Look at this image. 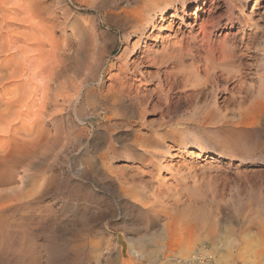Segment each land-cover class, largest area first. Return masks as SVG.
<instances>
[{
    "label": "rangeland",
    "instance_id": "1",
    "mask_svg": "<svg viewBox=\"0 0 264 264\" xmlns=\"http://www.w3.org/2000/svg\"><path fill=\"white\" fill-rule=\"evenodd\" d=\"M196 1L2 4L0 44L18 45L0 46V67L23 50L39 79L0 104V264H264V0H206L194 15ZM205 19L219 50L195 64ZM204 247L212 258L186 259Z\"/></svg>",
    "mask_w": 264,
    "mask_h": 264
},
{
    "label": "bare ground",
    "instance_id": "2",
    "mask_svg": "<svg viewBox=\"0 0 264 264\" xmlns=\"http://www.w3.org/2000/svg\"><path fill=\"white\" fill-rule=\"evenodd\" d=\"M9 1H12V0H0V11H1L2 8H3L2 4H5V5H6L7 3H9ZM205 1H206V0H197V1H196V4H195L196 12H194V15H196L198 11H200V10L203 9L204 4L206 3ZM29 2H30V1H29ZM5 5H4V7H5ZM181 8H182V9H180V8L176 9V12L172 15L173 18H178V19H179V18H180V19L183 18L182 14H180V12H181V13H186V4L183 3ZM229 9H230V10H233V6L231 5V3L229 4ZM4 10H6V9L4 8ZM4 10H3V12H2V11H1V12L4 13ZM210 11H211V10H210ZM25 12H26V11H25ZM28 12H29V11H28ZM29 13H30V12H29ZM32 14L34 15V12H33ZM1 15H2V14L0 13V16H1ZM4 16H5V14H4ZM28 16H29V14H28ZM30 16H31V15H30ZM30 16H29V17H30ZM1 17H2V16H1ZM1 17H0V18H1ZM5 17H6V19H5ZM5 17H3V18H4L5 21H6V20H7V16H5ZM134 17H135V16H134ZM4 19H3V20H4ZM28 19H30V18H28ZM0 20H1V19H0ZM3 20H2V21H3ZM24 21H25V20H24ZM27 22H28V21H27ZM151 22H152V20H151ZM6 23H7V22H6ZM2 24H5V22L2 23ZM0 25H1V23H0ZM7 25H8V24H7ZM209 25H210V23H209V21H208L207 19H205L204 21H202V24H201V30H203L204 37L202 38L201 43L198 45V51H197V53L195 54V59L193 60L194 62H196L195 64H200V63L203 61L204 55H206V54H216V50H219V48L216 47V43H215V41H214V39H213V37H212L213 31H212V30H208V28H207ZM8 26H9V25H8ZM8 26H7V27H8ZM0 27H1V26H0ZM8 28H9V27H8ZM2 30H3V29H2ZM9 31H10V30H9ZM4 32H5V31H4ZM6 32L8 33V30H6ZM10 32H11V31H10ZM0 33H1V32H0ZM1 34H2V33H1ZM8 35H9V33H8ZM225 37H226V36H225ZM3 38H4V37H2L0 40H2ZM6 38H8L7 35H6ZM3 40H5V38H4ZM3 40H2V41H3ZM8 40H9V39H8ZM8 40L6 39L5 41L7 42ZM39 40H40V41H39V43H40L42 40H41V39H39ZM225 40H226V38H225ZM228 40H229V39H228ZM2 41H1V43H2ZM9 41H11V40H9ZM12 41H13V40H12ZM14 41H15V40H14ZM18 41H19V39L17 40V43H18ZM3 42H4V41H3ZM6 42H5V43H6ZM15 42H16V41H15ZM7 43H8V42H7ZM9 43H10V42H9ZM37 43H38V41H37ZM42 43H43V44L45 43L44 45H45V46H46V45L48 46V44H46V42L42 41ZM42 43H41V44H42ZM219 43H220V42H219ZM3 44H4V43H3ZM3 44H0V46L2 45V46L4 47L3 50H5V52H3V53H6V52H8L9 50H12V49H13V50L16 49V48H15V44H16V43H14V42H12L11 44H7V45H3ZM12 44H14V45H12ZM16 45H18V44H16ZM37 45H38V44H37ZM217 45H218V44H217ZM13 46H14V47H13ZM39 46H41V45L39 44ZM47 46H46V47H47ZM180 46H181V45H180ZM193 46H194V45H193ZM5 47H6V48H5ZM17 47H18V46H17ZM19 47H20V48H19ZM19 47H18V48H19L20 50H19V49H18V50L20 51L19 53H21V49H22L23 47L21 48L20 45H19ZM41 47H42V46H41ZM46 47L43 46V48H46ZM53 47H54V46H53ZM53 47H52V48H53ZM0 48H1V47H0ZM7 48H8L9 50H8ZM54 48L56 49L57 46L54 47ZM54 48H53V49H54ZM228 48H229V47H228ZM1 49H2V48H1ZM1 49H0V50H1ZM23 49H24V48H23ZM53 49H52V50H53ZM55 49H54V50H55ZM7 50H8V51H7ZM18 50H16V52H18ZM41 50H42V49H41ZM43 50H44V49H43ZM45 51H46V50H45ZM47 51H48V49H47ZM55 51H56V50H55ZM222 51H223V50H222ZM12 52H15V51H12ZM37 52H38V50H37ZM39 52H40V50H39ZM39 52H38V53H39ZM43 52H44V51H43ZM53 52H54V51H53ZM66 52H67V51H66ZM66 52H65V54H66ZM187 52H188V51H187ZM190 52H191V51H190ZM10 53H11V52H10ZM19 53H18V54H19ZM22 53H24L23 50H22ZM22 53H21V54H22ZM26 53H27V52H25V54H26ZM38 53H37V54H38ZM47 53H48V52H47ZM57 53H59L58 49H57L56 53H54V55L57 54ZM60 53H61V52H60ZM60 53H59V54H60ZM14 54H15V53H14ZM18 54H16V56H17ZM21 54L18 55V56H19V57H18V61H19V62H18V61L16 62V63H18V64H13V63H12V65H5L4 67H3V66L0 67V100H1V101H0V104H1V102H3V105H1V106H6L7 108H8L9 106H10V108H11V106L14 105L13 103L11 104V102H10V101H12V99H13L14 97L17 98L18 95H20V94H25V92H26V85L30 84L29 86H31V88H33V87H32V84H31L30 82H31V79L34 80V78H32V77H34V75H35V72H34L35 69H30V68H32V67H31L32 65H30V63H32L34 56H33V58L30 60L29 57H32V56L29 55V57H28V56H27L28 54H27V55H25V57H22ZM40 54H43V53L40 52ZM44 54H45V52H44ZM49 54H50V55H49ZM49 54H45V55H47V58H48V56H51V51L49 52ZM191 54H192V53H191ZM7 55H8V54H7ZM38 55H39V54H38ZM45 55H44V56L40 55V57H41V56L43 57V58H42V57H41V58L39 57L40 59H42L41 62H42V61H43V62L45 61V59H44V58H45ZM60 55H62V53H61ZM60 55L57 54V56H60ZM216 55H217V54H216ZM23 56H24V55H23ZM26 56H27V58H29L30 61H28V59L26 58ZM62 56H63V55H62ZM66 56H67V55H66ZM210 56H211V55H210ZM12 57H13V56H12ZM51 57H52V56H51ZM220 57H221V56H220ZM220 57H219V58H220ZM223 57H224V54H223ZM6 58H7V57H6ZM14 58H15V57H14ZM39 58H38V59H39ZM47 58H46V61H48V60L50 59V58H49V59H47ZM60 58H61V56L58 58V61L60 60ZM63 58H64V57H63ZM65 58H66V57H65ZM212 58H213V57H212ZM34 59H36V58H34ZM43 59H44V60H43ZM61 59H62V58H61ZM67 59H68V58H67ZM16 60H17V58H16ZM53 60H55V59H53ZM63 60H64V59L60 60V62L63 61ZM191 60H192V59H191ZM5 61H7V60H5ZM55 61H56V60H55ZM55 61L53 62L54 64H55ZM204 61H205V60H204ZM208 61H209V60H208ZM236 61H237V60H236ZM28 62H29V63H28ZM33 62H34V61H33ZM36 62H37V59H36ZM39 62H40V61H39ZM39 62H38V63H39ZM64 62H65V61H63V63H64ZM67 62H68V60H67ZM72 62H73V61H72ZM194 62H193V63H194ZM10 63H11V62H10ZM10 63H9V64H10ZM48 63H49V61H48ZM53 63H52V64H53ZM1 64H2V63H1ZM6 64H7V62H6ZM28 64H29L30 66H29ZM35 64H36V63H35ZM44 64H46V63H44ZM44 64L42 65V64L39 63V67H41V69H42L43 66L45 67ZM49 64L52 66L51 62H50ZM64 64H65V63H64ZM210 64H211V63H210ZM2 65H3V64H2ZM33 65H34V64H33ZM40 65H41V66H40ZM47 65H48V64H46V69H47V68H48V69H47V70H44V69H43L44 72L47 71L49 74H50V73H53V74H54V73L57 71V69H55L56 71L54 72V71H52L53 67H54V68H59V65H60V64H59V65L55 64V65H57L58 67L53 65V66H52V69L50 68L51 66L48 67ZM65 65H66V64H65ZM190 65H192V63H191ZM36 66H37V65H36ZM36 66L34 65L33 67H36ZM63 66H64V65H63ZM200 66H201V65H200ZM29 67H30V68H29ZM44 67H43V68H44ZM207 67H208V65H207ZM210 67H212V66H210ZM37 68H38V67H37ZM49 68H50V70H49ZM61 68H62V67H61ZM63 68H64V67H63ZM242 68H243V67H242ZM38 69H39V68H38ZM207 69H208V71L212 70V69L209 70V68H207ZM32 70H33V71H32ZM53 70H54V69H53ZM51 71H52V72H51ZM58 71H59V69H58ZM36 72H37V69H36ZM39 72H41V71H39ZM39 72H37V73L39 74ZM42 72H43V71H42ZM70 72H71V71H70ZM48 73L45 72V74H46L47 76H48ZM56 73H57V72H56ZM56 73H55V75H56ZM205 73H206V72H205ZM53 74H50V75H53ZM58 74H60V73L58 72ZM58 74L56 75L57 77H58ZM43 75H44V73H43ZM43 75H42V76L40 75V76L42 77L41 82H42V80H43ZM50 75H49V77H50ZM85 75H86V74H85ZM207 75H208V73H207ZM212 75H213V74H212ZM36 76H37V75H36ZM36 76H35V77H36ZM47 76H46V77H47ZM41 77H40V78H41ZM46 77H45V78H46ZM51 77H52V78H56V77H54V76H51ZM226 77H227V76H226ZM52 78H49V80L52 79ZM60 78H61V76H60ZM63 78H64V77H63ZM65 78H67L66 75H65ZM70 78H71V77H70ZM74 78H75V77H74ZM230 78H231V76L228 77V80H229ZM35 79H36V78H35ZM37 79H39V78H37ZM37 79H36V81H37ZM67 79H68V78H67ZM67 79H66V81H67ZM72 79H73V78H72ZM231 79H232V78H231ZM47 80H48V79H47ZM49 80H48V83H49ZM53 80H54V79H53ZM55 80H56V79H55ZM59 80H60V79H59ZM70 80H71V79H70ZM74 80H76V79H74ZM34 81H35V80H34ZM34 81H33V82H34ZM36 81H35V82H36ZM38 81H39V80H38ZM43 81H44V80H43ZM45 81H46V80H45ZM66 81H65V83H67ZM72 81H73V80H72ZM216 81H217V80H216ZM6 82H7V83H13V84L16 86V89H15L16 92H15V91H14V92L12 91L13 93H6L5 91L3 92V88L6 87V85H7ZM51 82L54 83V81H51ZM60 82H61V80H60ZM68 82H69V80H68ZM81 82H82V80H81ZM222 82H223V81H222ZM39 83H40V81H39ZM43 83H44V82H43ZM43 83H42V84H43ZM45 83H46V84H45L46 86H48V85L50 84V83L48 84L47 81H46ZM55 83H56V82H55ZM55 83H54V84H55ZM61 83H62V82H61ZM63 83H64V81H63ZM69 83H70V82H69ZM69 83H68V85H69ZM75 83H76V82H75ZM75 83H74V84H75ZM226 83H227V82H226ZM37 84H38V83H37ZM74 84H73V82H72V85H73V86H74ZM212 84H213V83H212ZM222 84H223V83H222ZM39 85H40V84H39ZM11 86H12V85H11ZM73 86H72V87H73ZM40 87H42V85H40ZM43 87H45V86L43 85ZM61 87H63V85H62ZM70 87H71V85H70ZM76 87H77V86H76ZM239 87H240V86H239ZM239 87H238V88H239ZM29 88H30V87H29ZM31 88H30V90H31ZM35 88H36V87H35ZM38 88H39V87H38ZM38 88H37L36 90L34 89L35 92H34L33 90H31V91H33V92L36 93V95H37ZM45 88H46V87H45ZM45 88H44V89H45ZM59 88H60V87H59ZM59 88H58V89H59ZM64 88H65V84H64ZM66 88H67V86H66ZM74 88H75V87H74ZM5 89H6V88H5ZM8 89H9V88H8ZM39 89H40V88H39ZM225 89H226V88H225ZM6 90H7V89H6ZM41 90L43 91V88H42ZM49 90H51V89H49ZM56 90H57V89H56ZM74 90H75V89H74ZM31 91H30V95H29L28 97H26V98H29V99L31 98V96H32V94H33V92H31ZM46 91H47V90H46ZM53 91H54V90H53ZM57 91H59V90H57ZM79 91H80V90H79ZM244 91H245V90H244ZM27 92L29 93V91H27ZM50 92H51V91H49L48 93L50 94ZM59 92H60V91H59ZM65 92H66V91H65ZM65 92L63 91V93H65ZM239 92H240V91H239ZM261 92H263V91H261ZM56 93H57V92H56ZM61 93H62V91H61ZM42 94H43V93H42ZM45 94H46V92H45ZM53 94H54V92H53ZM53 94L51 93V95H53ZM59 94H60V93H59ZM26 95H27V94H26ZM40 95H41V94H40ZM56 95H58V93L55 94L54 96H56ZM7 96H9L10 99H9ZM22 96H23V95H22ZM34 96H35V95H34ZM41 96H42V95H41ZM41 96H40V97H41ZM46 96H47V95H46ZM54 96H53V97H54ZM59 96H60V95H59ZM61 96H62V95H61ZM61 96H60V97H61ZM18 97H20V98H17V99H21V96H18ZM24 97H25V96H23V98H24ZM47 97H48V96H47ZM51 97H52V96H51ZM60 97H59V99H60ZM62 97H63V96H62ZM16 98H15V100H17ZM26 98H25V100H26ZM36 98H37V96H36ZM36 98H35V99H36ZM45 98H46V97H45ZM45 98H43V99H45ZM48 98L51 99L50 97H48ZM57 98H58V97H57ZM29 99H28V101H29ZM32 99H33V97H32ZM54 99H55V98H54ZM59 99H58V100H59ZM241 99H242V98H241ZM15 100H13V101L16 102ZM25 100H24V101H25ZM46 100H47V99H45V101H46ZM55 100H56V99H55ZM213 100H214V99H213ZM231 100H232V99H231ZM20 101H21V100H20ZM20 101L17 100V102H16L15 105H17ZM22 101H23V100H22ZM22 101H21V102H22ZM37 101H38V100H37ZM40 101H41V100H40ZM50 101H51V100H50ZM53 101H54V100H53ZM244 101H245V100H244ZM21 102H20V103H21ZM245 102H246V101H245ZM245 102H244V103H245ZM24 103H25V102H22V103H21V105H22V107H23L22 109H24V108L27 106V105L24 106V105H25ZM28 103H29V102H28ZM35 103H36V100H35ZM35 103H34V105H35ZM41 103H43V102H41ZM50 103H51V102H50ZM55 103L57 104V102H55ZM236 103H237V102H236ZM26 104H27V102H26ZM32 104H33V103H32ZM37 104H38V102H37ZM44 104H45V103H44ZM44 104H43V105H44ZM46 104H47V103H46ZM52 104H53V103H52ZM28 105H29V104H28ZM34 105H33V106H34ZM38 105H39V104H38ZM43 105H42V106H43ZM50 105H51V104H50ZM197 105H198V104H197ZM233 105H234V104H233ZM17 106H18V105H17ZM40 106H41V104H40ZM46 106H47V105H46ZM203 106H204V105H203ZM210 106H211V105H210ZM215 106H216V104H215ZM239 106H240V105H239ZM18 107H20V105H19ZM56 107H57V105H56ZM10 108H9V110H10ZM16 108H17V107H16ZM16 108H15L16 113H18V111H17ZM35 108H36V106H35ZM38 108H39V107H37V111L39 110ZM2 109H4V108H2ZM2 109H0V111H2ZM18 109H19V108H18ZM42 109H43V107L40 108V110H42ZM46 109H47V108H45V110H43V111L46 112ZM11 110H12V112H14V111H13L14 109H11ZM32 110H33V109H32ZM32 110H31V112H32V113H35V112H33ZM201 110H203V109H201ZM206 110H208V109H206ZM210 110H211V109H210ZM20 111H21V109H20ZM20 111H19V113H20ZM27 111H28V109H27ZM27 111H26V112H27ZM35 111H36V110H35ZM37 111H36V112H37ZM43 111H42V112H43ZM213 111H214V110H213ZM4 112H5L4 115H6V112H8V109H7V111L4 110ZM31 112L29 111L28 115H29ZM197 112H198V111H197ZM216 112H217V111H216ZM8 113L11 114L10 111H9ZM19 113H18V114H19ZM21 113H23V110L21 111ZM24 113H25V112H24ZM24 113H23V114H24ZM37 113L39 114V111H38ZM40 113H41V112H40ZM43 113H44V112H43ZM46 113H47V112H46ZM46 113H45V114H46ZM195 113H196V112H195ZM199 113H200V112H199ZM213 113H214V112H213ZM213 113H212V111H209V112L206 111L205 116H204L206 120L211 121L210 123H212V121H214L215 118H216V116H215ZM1 114H2V113H1ZM18 114H16V115L13 114V115H15V116L17 117ZM23 114H21V115H23ZM26 114H27V113H26ZM19 115H20V114H19ZM21 115H20V116H21ZM35 115H37V114L35 113ZM193 115H194V114H193ZM199 115H201V114H199ZM1 116H3V114H2ZM10 116H12V114H11ZM20 116H19V117H20ZM23 116H24V115H23ZM32 116H34V115L32 114ZM6 117H7V120H9L8 116H6ZM6 117H5V118H6ZM25 117H27V116L25 115L24 118H25ZM34 117H35V116H34ZM36 117H37V116H36ZM36 117H35V118H36ZM41 117H42V113H41ZM41 117L39 116V118H41ZM43 117H44V116H43ZM193 117H194V116H193ZM241 117H242V116H241ZM12 118L14 119L15 117H12ZM12 118H10V119H12ZM17 118H18V117H17ZM21 118H23V117H21ZM21 118H20V119H21ZM198 118H199V117H198ZM18 119H19V118H18ZM25 119H26V118H25ZM194 119H195V118H194ZM202 119H203V118H202ZM217 119H218V117H217ZM225 119H226V116H223V117L221 118V115H220V119H219L220 121H219V120H218V121H219V122L222 121V123H223L222 125H226V124H229V123H230L233 129L238 130V131H240L241 133H242V132H247V131L249 130V129H247V127H246V126H247V124H246V122H245L246 117H244L243 119H240V120L238 121V123H234V121H232V120L225 121ZM3 120H4V119H3ZM16 120H17V119H16ZM21 120H23V119H21ZM21 120H19V121H21ZM36 120L39 121L38 117H37ZM36 120H35V121H36ZM198 120H199V119H198ZM9 122H11V121H9ZM14 122H15V119H14ZM195 122H196V121H195ZM219 122H218V123H219ZM0 123H1V122H0ZM16 123H18V120L16 121ZM20 123H21V122H20ZM34 123H35V122H34ZM34 123H33V124H34ZM36 123H38V122H36ZM218 123H217V124H218ZM6 124H7V122H6ZM33 124H32V125H33ZM0 125H1V124H0ZM7 125H8V124H7ZM10 125H12V124L10 123ZM10 125H9V126H10ZM13 125H15V124H13ZM23 125H24V124H23ZM32 125H31V127H32ZM36 125H37V124H36ZM202 125H203V124H202ZM208 125H209V124H208ZM213 125H214V123H213ZM1 126H2V125H1ZM24 126H25V125H24ZM24 126H23V127H24ZM255 126H256V125H255ZM23 127H22V128H23ZM33 127H36V126L33 125ZM223 127H224V126H223ZM19 128H20V127H19ZM25 128H26V127H25ZM29 128H30V127H29ZM248 128H249V127H248ZM259 128H260V127H259ZM0 129H1V128H0ZM10 129H12V128H10ZM10 129H9V130H10ZM14 129H15V127H14ZM30 129H31V128H30ZM30 129H29V130H30ZM34 129H36V128H34ZM34 129H33V130H34ZM20 130H22V129L20 128ZM25 130H26V129H25ZM25 130H24V133H25ZM31 130H32V129H31ZM10 131H11V130H10ZM35 131H36V130H35ZM8 132H9V131H8ZM8 132H7V133H8ZM26 132L29 133L30 131L27 130ZM31 132H32V131H31ZM33 132H34V131H33ZM9 134H10V132H9ZM25 135H26V134H25ZM30 135H31V134H29V136H30ZM16 136H17V135H16ZM26 136H27V135H26ZM29 136H28V137H29ZM220 136H221V135H220ZM233 136H234V135H233ZM10 137H11V136H10ZM252 137H253V135H252ZM225 138H226V137H225ZM10 139H11V138H10ZM198 149H199V148H198ZM221 154H222V153H221ZM221 154L218 153L217 156L220 157ZM179 198H181V197H179ZM133 199H134V198H133ZM142 199H143V198H142ZM177 199H178V198H177ZM138 201L140 202L139 199H138ZM140 203H141V202H140ZM141 204H142V203H141ZM141 204H140V205H141ZM143 205H144V204H143ZM161 205H162V204H161ZM163 206H164V205H163ZM177 207H178V206H177ZM141 208H142V207H141ZM156 209H157V208H156ZM156 209H154L153 212L151 211V213H152V214H155V215H157V216H158L160 213L162 214L163 211H161V212H157ZM148 210H149V209H148ZM160 210H161V209H160ZM160 210H158V211H160ZM162 210H163V209H162ZM167 211H168V210H167ZM176 212H177V211H176ZM168 214H169V213H168ZM164 215H166L165 212H164ZM164 215H163V216H164ZM168 216L170 217V214H169ZM168 216H167V217H168ZM171 216H172V215H171ZM159 217H160V216H159ZM165 217H166V216H165ZM167 217H166V218H167ZM160 218H161V217H160ZM160 218H159V219H160ZM176 218H177V217H176ZM166 220H167V219H166ZM191 225H192V224H191ZM118 239H119V243L121 244V246H123L126 250H128V251H127V253H128V252H129V242L127 243V242L124 240V236H123V234L118 235ZM176 248H177V247H176ZM181 248H182V247H181ZM205 249H206V248L204 247V248L199 249V250H198L197 252H195V253L192 252V254H191L190 256L186 257V259L193 258V256H195L196 258L201 259L200 257H205V255H206V256H210V257L212 256V257H213V254H212L211 252L205 250ZM132 251H133V250H132ZM184 251L186 252L185 249H184ZM130 252H131V251H130ZM133 252H134V251H133ZM131 254H132V253H131ZM128 255H129V253H128ZM134 255H135V256H138L137 253L134 254ZM198 256H199V257H198ZM210 257H209V258H210ZM212 257H211V258H212ZM201 261L203 262L204 260L202 259ZM204 262H205V261H204Z\"/></svg>",
    "mask_w": 264,
    "mask_h": 264
}]
</instances>
